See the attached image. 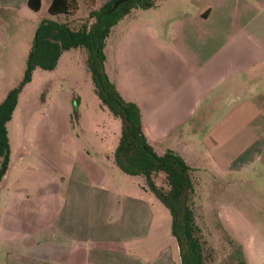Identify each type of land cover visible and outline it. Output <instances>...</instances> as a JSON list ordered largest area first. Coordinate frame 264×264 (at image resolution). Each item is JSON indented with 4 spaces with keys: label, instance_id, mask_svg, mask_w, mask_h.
I'll list each match as a JSON object with an SVG mask.
<instances>
[{
    "label": "crops",
    "instance_id": "crops-1",
    "mask_svg": "<svg viewBox=\"0 0 264 264\" xmlns=\"http://www.w3.org/2000/svg\"><path fill=\"white\" fill-rule=\"evenodd\" d=\"M51 1L40 0L39 9L48 11ZM28 11L35 12L28 0H0V43L14 16ZM141 20L117 25L125 29L124 65L134 71L142 131L155 150L172 149L162 144L190 125L189 139L210 141L222 170L264 167V0H186L164 32L159 19ZM147 47L149 68L128 66L127 57ZM214 118L228 125L226 139L239 142L234 157L208 130ZM65 162L57 161L47 182L36 167L33 182L24 181L22 167L13 176L8 163L0 264H180L171 214L144 178L130 180L114 160L104 166L83 152ZM245 250L248 264H264V239Z\"/></svg>",
    "mask_w": 264,
    "mask_h": 264
},
{
    "label": "rangeland",
    "instance_id": "rangeland-1",
    "mask_svg": "<svg viewBox=\"0 0 264 264\" xmlns=\"http://www.w3.org/2000/svg\"><path fill=\"white\" fill-rule=\"evenodd\" d=\"M78 1V12L68 16L72 22L88 12L84 1ZM104 1L97 0L95 9L100 8ZM185 5L186 0H154L149 7H135L131 13L133 18L129 19L130 15H127L121 21L129 20L126 25L129 27L145 16L156 22L159 19V27L164 32L177 10ZM28 12L30 15L20 13L14 16L0 43V102L23 80L38 23L46 18L56 19L44 5L38 11ZM58 19H66V16ZM121 26L116 25L107 40L105 67L121 97L135 102L134 71L128 75L124 65L125 29ZM150 49L147 47L143 56L130 54L126 59L128 66H138L139 69L145 64L142 67L148 69ZM85 58L81 48L63 50L53 68H35L30 80L23 84L11 119L6 123L13 176L25 168L22 173L24 181L33 182L37 175L36 167L40 169L41 179L47 182L48 174L57 161L69 163L78 152L89 155L104 166L108 164L107 160H114L121 121L101 105ZM218 111L220 115L221 110ZM218 120L214 118L208 130L212 128L217 133L219 141L224 147L231 148L230 155L234 157L239 152L236 148L239 142L233 144V140L226 139L228 125L216 126ZM189 129L190 125L185 126L162 145L168 144L176 151L184 150V159L194 170L196 185L191 203L203 242L204 263L248 264L246 243L253 238L255 241L264 239V167L257 162L245 170H222L215 160L217 153L211 142H198L199 136L190 140ZM17 168L20 170L16 172ZM12 172L10 170L3 175L0 187ZM127 176L133 181H143L141 175ZM156 183L165 186L163 175L156 177ZM157 202L171 214L159 199ZM4 238L0 235V244Z\"/></svg>",
    "mask_w": 264,
    "mask_h": 264
},
{
    "label": "trees",
    "instance_id": "trees-1",
    "mask_svg": "<svg viewBox=\"0 0 264 264\" xmlns=\"http://www.w3.org/2000/svg\"><path fill=\"white\" fill-rule=\"evenodd\" d=\"M114 1L107 0L95 9L96 0H85L89 11L74 22L68 16L76 14L77 0L51 1L48 13L53 16L64 14L66 19L46 18L38 23L23 80L0 102V180L9 163L6 123L11 119L23 84L30 80L35 68H53L63 50L81 48L101 105L121 121V132L114 153L116 165L129 175L143 176L144 187L169 209L172 234L179 247L180 264H205L203 242L191 203V194L196 185L193 168L173 149H166L162 153L155 150L142 131L139 106L121 97L105 67V48L113 27L130 15L135 7H149L154 0H127L113 8ZM28 5L37 11L40 0H28ZM158 175H163L165 186L156 183Z\"/></svg>",
    "mask_w": 264,
    "mask_h": 264
},
{
    "label": "water",
    "instance_id": "water-1",
    "mask_svg": "<svg viewBox=\"0 0 264 264\" xmlns=\"http://www.w3.org/2000/svg\"><path fill=\"white\" fill-rule=\"evenodd\" d=\"M127 0H115L113 4V8L117 7L120 3L125 2Z\"/></svg>",
    "mask_w": 264,
    "mask_h": 264
}]
</instances>
